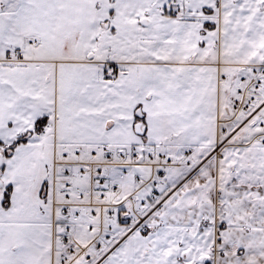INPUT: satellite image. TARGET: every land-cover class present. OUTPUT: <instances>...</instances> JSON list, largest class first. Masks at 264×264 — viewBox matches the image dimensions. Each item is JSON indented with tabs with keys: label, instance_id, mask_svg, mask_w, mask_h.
<instances>
[{
	"label": "snow or ice",
	"instance_id": "1",
	"mask_svg": "<svg viewBox=\"0 0 264 264\" xmlns=\"http://www.w3.org/2000/svg\"><path fill=\"white\" fill-rule=\"evenodd\" d=\"M0 264H264V0H0Z\"/></svg>",
	"mask_w": 264,
	"mask_h": 264
}]
</instances>
